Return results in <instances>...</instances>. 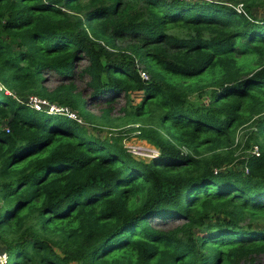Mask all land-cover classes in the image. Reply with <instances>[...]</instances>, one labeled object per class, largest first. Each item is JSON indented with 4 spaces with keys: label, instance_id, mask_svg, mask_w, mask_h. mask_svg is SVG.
<instances>
[{
    "label": "trees",
    "instance_id": "trees-1",
    "mask_svg": "<svg viewBox=\"0 0 264 264\" xmlns=\"http://www.w3.org/2000/svg\"><path fill=\"white\" fill-rule=\"evenodd\" d=\"M260 7L264 0H0L5 264L9 256L11 264H263ZM46 76L57 79L52 91ZM82 77L89 99L74 83ZM134 92L142 98L130 107ZM31 95L71 108L81 123L25 106ZM121 95L130 110L117 120L162 129L152 159L88 131L113 124ZM103 99L96 118L88 102ZM251 121L259 155L235 167L237 130Z\"/></svg>",
    "mask_w": 264,
    "mask_h": 264
},
{
    "label": "rangeland",
    "instance_id": "rangeland-1",
    "mask_svg": "<svg viewBox=\"0 0 264 264\" xmlns=\"http://www.w3.org/2000/svg\"><path fill=\"white\" fill-rule=\"evenodd\" d=\"M253 12L255 15L258 16L259 19H264V7L255 8ZM117 46L119 49H122L124 51L126 50L127 43L119 41L117 42ZM13 48L17 49L16 46H14ZM86 65H87V62L85 60L80 61L78 65V71L82 69L83 67H85ZM139 66L142 67L141 65ZM87 80H88L87 77L77 78L76 82L74 83H75L77 90L84 91L85 98L89 99L90 90H87L85 88V82ZM57 84H58L57 79H55L54 76H46L44 87L47 91H52L56 87ZM46 98L49 99V97H46ZM141 98H142L141 92L131 93L129 106L131 107V106L138 105L140 103ZM196 98H197V95L195 93L190 97V100L197 102ZM206 98H207V95L204 94V97L203 99H201V102L202 103L206 102L205 101ZM88 105H89V110L96 118L100 117L101 109L107 107L104 99L97 101V102L89 101ZM127 105H128L127 100L125 101V98L123 97V95H121L119 99L115 100L112 103L113 112H112L111 118L113 119V124H111V126H99L95 124L96 125L94 126L95 128H92V126L88 124L87 125L88 131L91 134L100 137L101 139H104L106 137L112 138V139L120 138L125 148H127L130 152H132L136 157L148 160L147 157L150 154L151 150L154 148L151 140L153 137L156 138L157 135L155 136V134H160L162 132V129L158 128L159 126L154 125L155 123L152 124V123H146L142 121L133 122L134 120H132L131 122L124 123L125 119H123L122 121L117 120L118 118L120 119V118L126 117V116L122 117L121 108L124 107L126 110H130V107ZM115 117H118V118H115ZM141 128L148 130V131H153L152 135L150 134V139L149 137L148 138L143 137L142 134H138L139 131L137 130H140ZM4 130L8 132L6 127H4ZM255 130H256L255 124L253 121H251L247 125L237 130L236 139H237L238 145L236 144L234 147H232V150L234 151V159H235L233 165H235V167H237L236 165H237L238 160L243 159L250 155L251 148L254 145L258 146V148L260 149V143H259L260 141L257 140L254 136ZM145 133H148V132H145ZM175 226H176V223L175 224L170 223L166 229H171ZM11 261H12V258L11 256H9V264H11ZM262 263L264 264V259H262Z\"/></svg>",
    "mask_w": 264,
    "mask_h": 264
},
{
    "label": "built area",
    "instance_id": "built-area-1",
    "mask_svg": "<svg viewBox=\"0 0 264 264\" xmlns=\"http://www.w3.org/2000/svg\"><path fill=\"white\" fill-rule=\"evenodd\" d=\"M139 75L142 80L147 81L149 76L144 71H139ZM7 95H11L9 92H5ZM25 106L35 110V111H44L49 114L53 115H63L70 119L76 120L77 122L81 123L78 115L69 107L59 105L57 103L49 102L48 100L39 98L37 96H29L24 102ZM7 131H9L7 129ZM132 153V152H131ZM156 151L154 149L151 150L150 154L148 155L149 158H153L156 155ZM133 154V153H132ZM250 155H259V148L258 146L254 145L251 148ZM8 261L7 253L4 251H0V264H5Z\"/></svg>",
    "mask_w": 264,
    "mask_h": 264
}]
</instances>
